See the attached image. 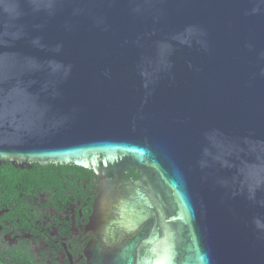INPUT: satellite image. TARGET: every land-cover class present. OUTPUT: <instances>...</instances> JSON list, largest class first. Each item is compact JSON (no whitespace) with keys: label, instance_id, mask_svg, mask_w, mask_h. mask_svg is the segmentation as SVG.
Masks as SVG:
<instances>
[{"label":"water","instance_id":"obj_1","mask_svg":"<svg viewBox=\"0 0 264 264\" xmlns=\"http://www.w3.org/2000/svg\"><path fill=\"white\" fill-rule=\"evenodd\" d=\"M3 161L97 177L88 264H264V0H0Z\"/></svg>","mask_w":264,"mask_h":264},{"label":"flooded vegetation","instance_id":"obj_2","mask_svg":"<svg viewBox=\"0 0 264 264\" xmlns=\"http://www.w3.org/2000/svg\"><path fill=\"white\" fill-rule=\"evenodd\" d=\"M36 163L8 174L15 191L11 207L0 210V250L18 264H88L86 251L104 235L95 215L97 177ZM127 177L140 174L130 168Z\"/></svg>","mask_w":264,"mask_h":264},{"label":"trees","instance_id":"obj_3","mask_svg":"<svg viewBox=\"0 0 264 264\" xmlns=\"http://www.w3.org/2000/svg\"><path fill=\"white\" fill-rule=\"evenodd\" d=\"M31 164H34V162H32ZM37 164V163H36ZM39 165V164H38ZM51 167H61V168H65V169H74L80 173H85L87 174L90 178H94V174L86 168H82V167H78L76 165H55L54 163L50 164ZM27 170H22V169H17L15 168L10 161H3L2 164L0 165V210L4 209V208H10L11 204H12V200L14 197L13 194H8L9 190H14L15 191V184L11 185L10 184V180L9 178H13L12 176H9L8 174L14 173V172H26ZM137 177L136 175H133V172L129 175ZM9 195V199L8 196ZM0 264H18L16 262H13L11 260H8V257L4 254L3 251L0 250Z\"/></svg>","mask_w":264,"mask_h":264}]
</instances>
